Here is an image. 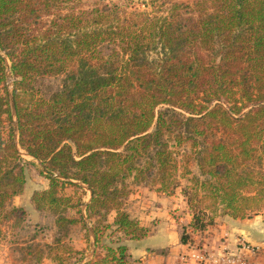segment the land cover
Instances as JSON below:
<instances>
[{
	"label": "trees",
	"instance_id": "trees-1",
	"mask_svg": "<svg viewBox=\"0 0 264 264\" xmlns=\"http://www.w3.org/2000/svg\"><path fill=\"white\" fill-rule=\"evenodd\" d=\"M99 3L0 0V225H21L28 216L12 205L26 186L19 148L42 163L49 180L33 194L37 211L56 214L62 231L79 223L88 229L86 220L96 218L93 258L83 262L68 247L81 257L74 264H132L124 241L153 230L124 208L126 181L158 182V192L172 196L179 172L174 149L185 143L198 174L187 167L181 174L193 175L183 191L192 218L182 243H193L189 234L205 232L219 212L258 215L264 0H149L141 3L151 12L132 13L114 0ZM59 75L58 87L43 86ZM67 186L90 191L85 215L83 203L65 194ZM75 208L79 218L66 216ZM116 233V246L102 244ZM53 261L73 264L58 255Z\"/></svg>",
	"mask_w": 264,
	"mask_h": 264
},
{
	"label": "rangeland",
	"instance_id": "rangeland-1",
	"mask_svg": "<svg viewBox=\"0 0 264 264\" xmlns=\"http://www.w3.org/2000/svg\"><path fill=\"white\" fill-rule=\"evenodd\" d=\"M73 1L78 5V0ZM142 1L149 0H114L115 3H119L121 6L126 7L129 13H132L135 10L151 12L152 9L145 4H142ZM198 1L202 0H161L163 3L178 2L186 4H194ZM82 3V8H92L96 3L100 4L99 0H82ZM44 19L47 20L50 18L46 17ZM151 58H156V55L152 54ZM7 66L8 68L11 66L9 60H7ZM63 78L62 75L47 77L42 84L47 89L52 87L56 88L62 83ZM13 83L14 77L9 69L7 87L10 93L13 90ZM171 144L173 143L171 142ZM19 150L24 159L21 163V167L26 178V186L23 194L13 199L12 205L18 207L22 206L26 210L29 208L30 211L27 210V220L21 225L16 224V221L14 220L5 221L0 225V264H56V262L53 261V258L56 255L61 256L62 258H67L66 262L74 264L81 257L74 253L69 255L67 250L68 247L77 252H81L84 258L83 262L91 260L93 257L89 260L87 257L89 255L91 244L89 227H93L96 218H94L93 221L86 220L88 229L84 228V226L79 223L69 226L66 231H62L56 224V214L52 211H37L32 200L33 194L35 191L46 189L49 186V180L46 178V172L42 163L28 156L24 150L20 148ZM174 151L177 153V158L179 160V172L177 173L176 183L171 187L170 193L172 196H181V198H183L184 209H178L177 211L172 212V220L178 225V231H180L182 235L184 229H187V225L189 224L188 214L191 216L192 213L188 206V199L183 195V191L187 186L191 185L188 179L193 175L198 174V167L193 158L194 156L191 152L190 143H185L182 146L175 148ZM185 167L189 168L193 175L181 177ZM126 185L128 187V196L125 200L124 208L132 217L136 218L135 213H133V204L136 202V196L143 194V192L148 193L149 191L159 193L158 189L160 188V184L158 182H151L150 180L147 183H136L132 178H129L126 181ZM65 194L72 198L74 204L77 205L80 201L83 203L81 210L85 215L87 205L85 202H88L89 204L91 199H87V191L79 190L74 186H67ZM66 216L79 218L76 208L67 211ZM255 217H258L260 221H264V208L258 215L245 219H235L219 212L214 215V224H211L205 232H191L189 236L192 239V244L202 247L204 245V240L208 238V230L212 228L220 229V226L224 224L229 226L231 223H234L235 220H250ZM114 218L115 212H112L108 216V222L112 223ZM107 233L110 234V232ZM120 236L121 235L118 233L114 234L111 238L104 236L102 237L101 242L102 244L116 246V244H118V238H121ZM93 240L95 245V237ZM259 246L261 247V252L264 251V248L261 245ZM93 250H95V247ZM104 253L105 251L102 248L98 249V254L104 255ZM134 263L135 260L132 258V264Z\"/></svg>",
	"mask_w": 264,
	"mask_h": 264
},
{
	"label": "crops",
	"instance_id": "crops-1",
	"mask_svg": "<svg viewBox=\"0 0 264 264\" xmlns=\"http://www.w3.org/2000/svg\"><path fill=\"white\" fill-rule=\"evenodd\" d=\"M85 190L88 193L87 199H90V191L86 188ZM135 199L133 213L142 226L152 228L153 232L141 240L124 241L135 260L134 264H195L192 261H182L183 255L193 251V245L182 243L178 225L172 220V212L184 209L183 198L149 191L143 192ZM85 203L88 204V202ZM27 210L30 211L29 208ZM188 217L190 223V214ZM89 232L91 244L88 260L93 257L95 247L92 227H89ZM207 234L208 238L204 240V246L210 249H219L226 245L233 252H239L241 239L264 248V221H260L258 217L250 220H235L229 226L224 224L220 226V229L212 228L207 231ZM250 259L251 264H264V251L257 255H250Z\"/></svg>",
	"mask_w": 264,
	"mask_h": 264
},
{
	"label": "built area",
	"instance_id": "built-area-1",
	"mask_svg": "<svg viewBox=\"0 0 264 264\" xmlns=\"http://www.w3.org/2000/svg\"><path fill=\"white\" fill-rule=\"evenodd\" d=\"M9 70V69H8ZM240 251L233 252L228 246L219 249H208L206 246L193 245V251L181 257L182 261H192L195 264H251L250 255H257L261 247L253 245L244 239L239 240Z\"/></svg>",
	"mask_w": 264,
	"mask_h": 264
}]
</instances>
